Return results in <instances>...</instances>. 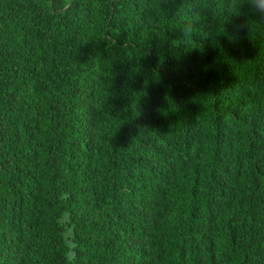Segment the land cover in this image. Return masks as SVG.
<instances>
[{
    "label": "trees",
    "instance_id": "1",
    "mask_svg": "<svg viewBox=\"0 0 264 264\" xmlns=\"http://www.w3.org/2000/svg\"><path fill=\"white\" fill-rule=\"evenodd\" d=\"M244 2L0 0V264H264Z\"/></svg>",
    "mask_w": 264,
    "mask_h": 264
},
{
    "label": "clouds",
    "instance_id": "2",
    "mask_svg": "<svg viewBox=\"0 0 264 264\" xmlns=\"http://www.w3.org/2000/svg\"><path fill=\"white\" fill-rule=\"evenodd\" d=\"M243 5L248 6L249 14L258 17L259 19H264V0H245ZM237 27H244V25H238ZM66 256H70L71 260H74L75 252L66 253Z\"/></svg>",
    "mask_w": 264,
    "mask_h": 264
}]
</instances>
